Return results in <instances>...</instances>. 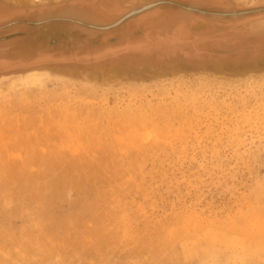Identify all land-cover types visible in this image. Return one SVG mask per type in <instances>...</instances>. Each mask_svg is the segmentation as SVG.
Masks as SVG:
<instances>
[{"label":"rangeland","instance_id":"1","mask_svg":"<svg viewBox=\"0 0 264 264\" xmlns=\"http://www.w3.org/2000/svg\"><path fill=\"white\" fill-rule=\"evenodd\" d=\"M16 1L0 0V264H264V13L230 30L182 12L176 36L129 24L152 12L89 26L159 0ZM60 13L79 22L37 23Z\"/></svg>","mask_w":264,"mask_h":264},{"label":"flooded vegetation","instance_id":"2","mask_svg":"<svg viewBox=\"0 0 264 264\" xmlns=\"http://www.w3.org/2000/svg\"><path fill=\"white\" fill-rule=\"evenodd\" d=\"M151 3H156V4L148 9L141 11L140 13H147V12H152V13L143 18L139 17L141 15L140 14V15H134V16L125 18L119 24H115V25H112L115 23L113 22V23H108V24H104V23L90 24L89 26H91V28H96L98 30H108L113 27L114 28L119 27L123 25V23L129 22L130 18L133 19L137 16L139 18L134 19L131 22H129L132 28L134 27H143V28L144 27H147V28L163 27L164 28L163 30L165 31L173 28L174 34L176 36H179L185 33V30H184L185 22L182 18L186 16L185 14L184 15L181 14L182 12H189V14L192 15L191 17L200 16L201 18H205V19L209 18V20L213 22H221L223 20H228L229 22H227V24L229 25L230 30H233L231 28L234 25L233 21H230V20H238L242 17H245L248 13H252V14L264 13V6H260V7H257L256 9H250V10H235V9L228 10V9H220V8H217L216 6L206 9L202 5L197 6L195 4H190L186 7H183L184 9H182L181 8L182 5H178V3L175 2L174 0H159V1L151 2ZM156 8L160 9L161 11L157 12ZM42 17L48 18V15L41 16V18ZM63 22L65 23L67 22L68 24L73 26V20L63 21ZM74 22H79V21H74ZM37 23L40 24L43 29L51 31L50 33L52 34L63 33V30L67 28L65 26H61L62 21H54L53 19H49L48 21H44V20L41 21L38 19ZM51 24H55V26L50 27ZM74 24H77V23H74ZM77 25H80V24H77ZM216 25L218 24L216 23L215 25H213V28H216L217 27ZM207 40L209 39L205 38L202 43H205Z\"/></svg>","mask_w":264,"mask_h":264},{"label":"water","instance_id":"3","mask_svg":"<svg viewBox=\"0 0 264 264\" xmlns=\"http://www.w3.org/2000/svg\"><path fill=\"white\" fill-rule=\"evenodd\" d=\"M16 2H18L17 3V6H24L25 4H29V0H17ZM142 10H145V9H141V10H137V11H131V12H129V14H126L124 17H122L121 19H119L117 22H116V24H119L122 20H124L125 18H128V17H130V16H133V15H135V14H137V13H139V12H141ZM67 14H64V13H60V14H57V15H55V16H50L51 18L50 19H53V20H70L67 16H69V15H67ZM69 17H71V16H69ZM73 18V17H72ZM115 25V24H114Z\"/></svg>","mask_w":264,"mask_h":264},{"label":"bare ground","instance_id":"4","mask_svg":"<svg viewBox=\"0 0 264 264\" xmlns=\"http://www.w3.org/2000/svg\"><path fill=\"white\" fill-rule=\"evenodd\" d=\"M156 3H148V4H146V5H144L143 7H141V8H139V9H134V11H137V10H141V9H148V8H150V7H152L153 5H155ZM133 11V10H132ZM143 11V10H142ZM129 14V13H128ZM67 16V15H66ZM70 20H73L74 18H71V17H69V16H67ZM86 17V16H85ZM51 17L48 15V18L47 19H45V17H42V18H40L39 20H41V21H48L49 19H50ZM76 20H78V19H76ZM73 21H75V20H73ZM117 22V21H116ZM116 22L114 23V24H116ZM114 24H112V25H114ZM102 28V27H101ZM175 232V231H174Z\"/></svg>","mask_w":264,"mask_h":264}]
</instances>
